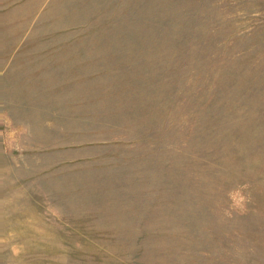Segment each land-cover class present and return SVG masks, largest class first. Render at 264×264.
I'll return each instance as SVG.
<instances>
[{"label":"rangeland","instance_id":"obj_1","mask_svg":"<svg viewBox=\"0 0 264 264\" xmlns=\"http://www.w3.org/2000/svg\"><path fill=\"white\" fill-rule=\"evenodd\" d=\"M0 264H264V0H0Z\"/></svg>","mask_w":264,"mask_h":264}]
</instances>
